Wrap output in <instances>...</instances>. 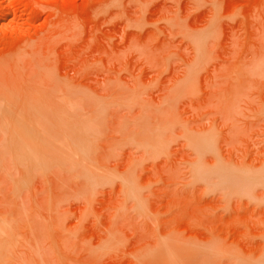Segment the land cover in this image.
Instances as JSON below:
<instances>
[{"label":"rangeland","instance_id":"374dc122","mask_svg":"<svg viewBox=\"0 0 264 264\" xmlns=\"http://www.w3.org/2000/svg\"><path fill=\"white\" fill-rule=\"evenodd\" d=\"M0 264H264V0H0Z\"/></svg>","mask_w":264,"mask_h":264}]
</instances>
